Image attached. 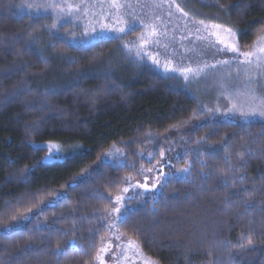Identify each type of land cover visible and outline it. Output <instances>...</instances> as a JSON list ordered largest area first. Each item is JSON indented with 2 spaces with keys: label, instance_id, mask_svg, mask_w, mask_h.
Masks as SVG:
<instances>
[{
  "label": "trees",
  "instance_id": "1",
  "mask_svg": "<svg viewBox=\"0 0 264 264\" xmlns=\"http://www.w3.org/2000/svg\"><path fill=\"white\" fill-rule=\"evenodd\" d=\"M18 1L0 0V264H94L110 196L147 144L171 134L198 149L189 172L120 230L160 264H264V123L198 126L196 98L128 59L125 37L70 44ZM220 1L250 48L264 34V0ZM49 142L65 158L45 162ZM112 147L123 162L104 160Z\"/></svg>",
  "mask_w": 264,
  "mask_h": 264
},
{
  "label": "rangeland",
  "instance_id": "2",
  "mask_svg": "<svg viewBox=\"0 0 264 264\" xmlns=\"http://www.w3.org/2000/svg\"><path fill=\"white\" fill-rule=\"evenodd\" d=\"M53 2L62 6L77 5L79 10L74 8L71 14H62L57 21L55 10L48 9L45 12L41 9L38 13L36 9L27 8L29 3L48 5ZM110 3L111 0L18 1L21 11L36 16L51 17L52 24L56 22V27L52 28V32L65 38L70 44L89 45L101 39L125 37L121 42V47L128 59L162 74L169 79L174 87L187 90L196 98L199 110L204 114L202 119L197 121L198 126L202 122L215 121L243 123L260 121L264 123V120L260 118L246 120L238 113L232 114L228 111L233 104L239 106L246 103L249 100L248 93L264 98V66L257 68L254 64L251 66L239 65L238 61L244 58L236 53L218 51L224 45L218 43L217 37L211 34L216 30L204 31L198 23L200 20H204L209 25L212 23L223 24L226 27L234 28L238 35L236 25L230 20L224 7L225 4H222L220 0H176V4H179L188 13V16L177 11L176 5L171 0H119L121 5L119 11L112 8ZM117 18L124 22V32L115 31L121 26L117 23ZM104 25L111 26V30L104 28ZM128 26H132L131 30ZM152 29H155L154 35ZM133 31H137V34L126 37ZM141 36L146 37V40L141 41L139 39ZM228 40L231 42L230 38ZM236 42L239 46L237 37ZM256 43L257 41L247 49L239 46L240 51H250ZM125 44L129 46L142 45V48L139 49L141 57L135 56L137 47L133 46L132 52L129 53L124 47ZM153 57L160 61L159 65L153 63ZM223 60H230L231 63H218ZM166 62H170L169 67L173 68L196 69L199 67L203 70L199 75L189 73L188 79H185L179 71L165 72L164 64ZM193 127L188 131H192ZM49 144L58 146L60 153H65L57 143L49 142L46 146ZM197 150L192 144L189 134H171L155 143L147 144V150L140 155L142 161L138 164V168L126 176L122 189L117 194L110 196L111 205L103 211V223L108 231L101 244V249H105V251L100 250L99 254L102 256L104 264H143L144 258L160 264L148 255L135 239L120 230L123 219H118L117 213L109 215L108 210L119 206L122 213L125 210L128 213L134 207L158 197L169 180L187 174L181 172L180 169L190 168V157L195 155ZM106 153H110V155L104 156L105 161H124L125 153L120 148L112 147ZM48 156L49 152L44 157L45 162L63 159L48 160L46 159ZM184 160H187L186 165L181 163ZM153 184H155L154 188ZM142 185H147V189ZM125 188L128 189L127 192L123 191ZM116 196L122 197L119 205L115 201ZM128 240L138 244L139 255L134 254L133 250L127 246ZM94 264H98V262L95 261Z\"/></svg>",
  "mask_w": 264,
  "mask_h": 264
},
{
  "label": "snow or ice",
  "instance_id": "3",
  "mask_svg": "<svg viewBox=\"0 0 264 264\" xmlns=\"http://www.w3.org/2000/svg\"><path fill=\"white\" fill-rule=\"evenodd\" d=\"M171 2L176 5L177 11L183 13L184 16H188V13L185 12L184 9L181 8L179 4H176V0H171ZM110 6L112 8L117 9V11H119V9L121 7L119 0H111ZM27 8L28 9H36L38 13L41 9H43L45 12H47L48 9L55 10V15H56L57 21L59 20V18L62 14H71L72 9H74V8L77 11L79 10V6H77V5L66 4V5L62 6V5L57 4L55 2L50 3L48 5L29 3V4H27ZM117 23L120 24L121 26L119 28L115 29V31L124 32L125 31L124 22L121 21L119 18H117ZM198 23L203 27L204 31H209L210 29L216 30V31L212 32L211 34L215 35L217 37L218 43L224 45V47L222 49H218V51H227V52L236 53L238 56H242L244 58L243 60L238 61L239 65L251 66L254 64L257 68H261L262 66H264V35H261L258 37L257 43L253 46V48L250 51L241 52L240 48L236 42L237 32L234 30V28L226 27L225 25L218 24V23H212L209 25V24H206L204 20H200ZM50 27L55 28L56 22L51 24ZM103 27L111 30V26H109V25H104ZM128 27H129V30H131L132 26H128ZM152 34L153 35L155 34V29H152ZM228 38H230L231 42H229ZM139 39L141 41H145L146 37L141 36ZM133 46L137 47V49H138L135 52V56L141 57V51L139 49L142 48V45H139V46L133 45ZM133 46H129L128 44L124 45V47L128 50L129 53L132 52ZM152 59H153L154 64L159 65V63H160L159 60L155 59L154 57ZM169 63L170 62H166L164 64V71L165 72L179 71V72H181V74L184 75L185 79H188L189 73H192L193 75H199L200 72L203 70L202 68H199V67L196 69H192L190 67L189 68H183V69L173 68V67H169ZM218 63L230 64L231 61L230 60H223V61H219ZM205 67H207V65H205ZM212 67H215V65H212ZM247 95L249 96V100L246 103L240 104L239 106H237L236 104H233L232 108L229 109L228 111L231 112L232 114L238 113L241 117L245 118L246 120L255 119V118H260L261 120H264V98L256 97L252 93H248ZM47 147H48L49 156L46 159L51 160V159L65 158V154L60 153L58 146L49 144ZM76 147H78V146H76ZM72 152H73V154H76L75 148L72 149ZM105 155L106 156L110 155V153H106ZM161 156H163V153H161ZM180 171L183 173H187V172H189V168L185 167L183 169H180ZM142 186L147 189V185H142ZM154 187H155V184H153V188ZM123 191L127 192L128 189L125 188ZM121 200H122L121 196L115 197V201H116L117 205L120 204ZM108 212H109V215H111L112 213H117L118 219H126L127 218V210H125V212L122 213L121 208L119 206H114L113 208L108 210ZM22 219L28 220L29 217L25 215V216H22ZM13 220L16 221L15 216L13 217ZM17 223H19V221H17ZM117 239H120V237H117ZM247 242L249 245H252V243H253V241L250 237L247 238ZM126 243H127V246L133 250L134 254H136V255L140 254L139 253V246H138V244H136L135 241L128 240ZM71 247L74 251L79 250L77 245L74 242L71 244ZM101 251H105V249H101ZM57 254H59V245L57 246ZM95 259L98 262V264H104V260L99 253H97ZM143 264H157V262L150 260L148 258H144Z\"/></svg>",
  "mask_w": 264,
  "mask_h": 264
}]
</instances>
